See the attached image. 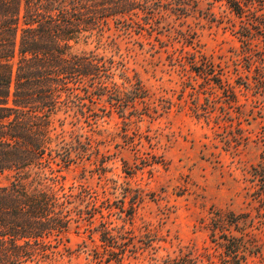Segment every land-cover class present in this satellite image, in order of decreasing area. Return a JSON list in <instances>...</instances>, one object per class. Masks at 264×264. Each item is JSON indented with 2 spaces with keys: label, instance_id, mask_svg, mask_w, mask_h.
Returning <instances> with one entry per match:
<instances>
[{
  "label": "rangeland",
  "instance_id": "374dc122",
  "mask_svg": "<svg viewBox=\"0 0 264 264\" xmlns=\"http://www.w3.org/2000/svg\"><path fill=\"white\" fill-rule=\"evenodd\" d=\"M196 1L187 16H155L156 27L141 35L112 23L106 46L74 48L119 63L115 80L144 97L105 118L101 136L66 124L91 137L96 153L63 173L65 188L86 184L95 206L88 217L111 228L126 253L95 260L99 242L89 241L84 221L68 251L40 264H228L208 227L229 212L238 221L223 228L245 245L241 264H264V7L239 19L220 0ZM253 18L258 39L248 49L239 34ZM201 56L213 78L191 69Z\"/></svg>",
  "mask_w": 264,
  "mask_h": 264
},
{
  "label": "trees",
  "instance_id": "16d2710c",
  "mask_svg": "<svg viewBox=\"0 0 264 264\" xmlns=\"http://www.w3.org/2000/svg\"><path fill=\"white\" fill-rule=\"evenodd\" d=\"M220 1L239 19L252 7L254 14L264 7V0ZM196 3L0 0V177L6 181L0 185V264L55 261L62 250H69L74 226L84 221L90 227L89 241L99 242L94 245L95 260L125 257L113 230H99L96 214L88 217L95 206L86 184L65 188L63 173L96 153L89 150L95 143L91 137L83 141L74 130L67 132L66 124L101 136L105 118L113 112L125 115L144 97L139 89L128 90L115 80L119 63L94 51L75 53L74 48L93 42L106 46L104 36L112 23L124 35H141L156 27L155 16L166 12L184 17ZM258 29L255 18L243 22L239 39L246 48L258 39ZM199 59L191 68L196 76L213 78L214 65L204 56ZM261 173L264 187L263 167ZM220 214L211 220L210 236L220 234L225 263L241 264L245 245L223 228L238 220L232 212Z\"/></svg>",
  "mask_w": 264,
  "mask_h": 264
}]
</instances>
